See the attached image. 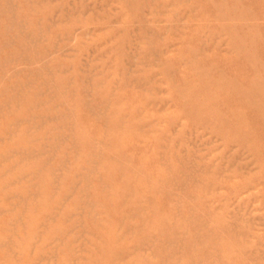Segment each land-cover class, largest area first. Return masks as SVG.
<instances>
[{
    "label": "rangeland",
    "instance_id": "rangeland-1",
    "mask_svg": "<svg viewBox=\"0 0 264 264\" xmlns=\"http://www.w3.org/2000/svg\"><path fill=\"white\" fill-rule=\"evenodd\" d=\"M139 1H143L142 4L146 5L144 6L140 4L141 2ZM130 2L129 0L128 2L127 0H7L6 2L5 0H0V76H5L3 77V80H1L2 78L0 79V89L3 88V91L0 90L2 92V94L0 92V129L2 128V130H0V264H46L47 262V264H72V262L73 264H128L130 260L131 262L129 264H264V0H130ZM13 3H15L16 5ZM53 3H55L56 5ZM22 4L24 5L22 6ZM82 6H84V9L82 8ZM125 6H129V8H125ZM32 8L35 9L33 10ZM119 9H121V11ZM2 10L4 12H2ZM25 10H28L30 13L26 12ZM128 10H131L130 13ZM85 12L87 15L85 14ZM155 12L156 15L154 14ZM83 14H85L86 17ZM131 14L132 16H130ZM136 14L139 18H137ZM139 14H142V19ZM30 15H32L33 17L35 16V18ZM88 16L90 18H88ZM120 16L122 20L120 19ZM109 17L111 18V20ZM69 19H71V21H74L68 22ZM88 19H92V21L89 22ZM11 20L14 23L10 22ZM63 20H66L65 22L67 24L70 22L72 24H69L67 26L66 23L63 24ZM78 20H83V22L80 23ZM125 20L128 21L126 22ZM132 20L133 23L131 22ZM102 21H106V25H104V22L102 23ZM117 21H120L121 24L119 22L116 23ZM123 21L125 23H123ZM94 22H96V25L94 24ZM135 23H137V25ZM11 24L12 26H10ZM56 24L58 26H56ZM77 24L80 26L79 28L76 26ZM22 25H24L25 27H21ZM38 25L40 27H38ZM119 25L123 26L119 27ZM100 27H104V30ZM137 27L139 28L137 29ZM8 28L11 29L8 30ZM59 29L64 31H61ZM77 29L82 30V34H79L80 30L78 31ZM20 30H22V33L20 32ZM117 30L119 33L117 32ZM60 31L62 33L59 34ZM73 32H75V34ZM84 32H86L88 35L86 33L83 34ZM51 33H53V35ZM75 35L77 36L74 37ZM114 35H118L119 37H116ZM140 35L142 37H140ZM31 38H33L32 40H34L35 38V40L31 42ZM80 38L83 40H81ZM77 40H79L80 42ZM71 41L73 42L71 43ZM150 41H153L151 42V45L149 43ZM144 42L147 44H145ZM55 43L56 47H54ZM66 43H68L67 46ZM110 43L112 44L110 45ZM159 43L162 44L160 45ZM76 44L78 46L75 47ZM112 45L114 46V48L112 47ZM129 46L131 48H129ZM61 47L64 48V51L63 49H61ZM143 48L145 49V51H142ZM4 49H9L10 52L8 51L7 53V50L5 51ZM75 49L77 51L79 49L80 52L78 51V53L77 51H75ZM85 50H89L88 53ZM122 50H124L123 54H121ZM83 51H85V53ZM109 51H111V53ZM114 51L116 52L113 53ZM140 51H142L143 53ZM48 52L53 54H49L48 57ZM71 53H74V55ZM141 53L143 55H141ZM23 54L27 57H25ZM86 54H90V56H87ZM21 56L23 58H21ZM68 56L69 58L67 59ZM140 56L143 58H141ZM32 57L34 59H32ZM73 57L77 58L73 59ZM98 58L102 59L99 60ZM123 58H125L126 61ZM60 59H63L64 61ZM121 59L123 60L121 61ZM75 60L77 61V63L75 62ZM96 60H99V62L94 64ZM158 60H160L161 62ZM37 61L40 63H38ZM45 61L47 63H45ZM59 61L61 62L60 64ZM15 62L16 64L14 66ZM35 62H37L38 65H34L33 63ZM116 62L120 63L116 64ZM186 62L189 63L187 64ZM20 64H24V67ZM73 64H77L76 67ZM70 66L72 68H69ZM91 66L92 71L91 69L89 70ZM39 67L42 69H40ZM13 68L16 71L18 68L21 70L15 72ZM159 68L162 70V72L161 70H159ZM10 69L11 71H8ZM109 69L113 70L110 71ZM147 69L149 70L147 71ZM74 70L79 71L76 72ZM71 71L74 73L72 74ZM14 72L17 73L16 76ZM36 72L38 73L35 75ZM26 73L28 74L26 75ZM157 73H159L160 75ZM57 74L60 75V77H58ZM161 74H163L162 77ZM33 76H36V79ZM56 76L59 79L61 78V81ZM71 76L72 78L70 79ZM6 77L9 78L7 79ZM17 77L19 79H17ZM134 77L137 78L135 79ZM49 78H51L52 80ZM160 79H162V81H160ZM15 80L17 85L14 83ZM116 80L125 81L119 82ZM5 81L7 86L6 84H4ZM21 82H25V85ZM89 82H92V85ZM103 83L105 87H103ZM118 83H121V88ZM46 84L48 88H46ZM123 84L124 86H126L125 88ZM100 85L101 88L104 89H100L99 91ZM149 85H151V87ZM145 87L148 89H146ZM118 88L119 90L121 89V92L118 91ZM128 88L133 89V93ZM105 90L106 92L104 93ZM31 91H33V93ZM122 92L125 94H123ZM97 97H99V99L96 100ZM110 98L112 100H109ZM31 100L33 101V103ZM67 100L71 101L68 102ZM73 100L75 102H72ZM117 100L120 101L118 102L119 105L117 103ZM16 101H18V103L21 102V104H18ZM39 101H41V104ZM111 101L114 106L110 104ZM107 102L109 103L107 104ZM7 103L9 106L7 105ZM116 103L117 105L115 106ZM105 104H107L108 106H105ZM81 106L82 109H80ZM110 106L112 108L114 107V109H112ZM119 106L122 107V110H120L121 108H119ZM116 107L118 110L116 109ZM54 108H56V110ZM73 108H76L75 111ZM103 109L105 110V114ZM182 109L184 110V112ZM35 110L37 111L34 113ZM62 110H64V113L62 112ZM99 111H101V113L103 112V114H101ZM60 112H62V114ZM71 112H73L75 117ZM111 112L113 113V115H115V118ZM19 113L22 114L19 115ZM66 113L69 116H67ZM109 113L110 116L108 117ZM120 113L121 115H118ZM38 114L41 115V117H39ZM9 116L11 118L13 117V119L11 120ZM139 116L143 123L141 121H138L140 120ZM32 117L34 118L32 119ZM137 117L138 120H136ZM26 118L28 119V122L26 121ZM106 118L111 120V123L109 120L107 121ZM133 118L135 119L133 120ZM38 119H42L40 123H38ZM75 119L77 120L75 121ZM147 119L148 121H145ZM43 120L45 121L43 122ZM32 121H35L36 124ZM41 122H43V124ZM72 122H74V124H72ZM98 122H100L101 124ZM124 122H128L130 124H124ZM133 122H135V124ZM137 122H139V125L137 124ZM102 123L105 124L103 125ZM148 123L150 124L148 125ZM32 125L37 126L34 129V126L31 127ZM26 126L28 127L26 128ZM74 126L76 128L73 129ZM139 126L140 129H138ZM110 127L116 128L115 130L117 131H115L114 129L113 131ZM94 128L97 129L98 132ZM103 128L105 132L104 130H102ZM75 129L77 132L74 131ZM82 130L84 132H82ZM107 130L109 132H107ZM27 133H32L33 136L31 134L28 135ZM35 134H37L39 137L41 135L44 136H41V138L37 139L38 137ZM61 134H63L64 136ZM75 134L77 136L76 138ZM137 134L140 135L138 136ZM49 135L50 138H48ZM30 136H32L33 138ZM72 136L74 138H72ZM109 136L111 137V139L113 136L112 142L111 140L109 141ZM115 137L118 139H116ZM137 137H140V139ZM34 138L36 139L34 140ZM101 139L103 142L101 141ZM75 140L78 142H76ZM124 140L125 142H127L125 143ZM48 141L50 142V145L48 144ZM52 141H55L58 146L55 144V142L53 143ZM158 141H160L162 144H160V142ZM112 143H116L117 146L115 144L113 145ZM106 145H108L109 147H106ZM43 146L44 149H42ZM52 146L54 148H58L53 150L54 148ZM85 146L87 149L84 148ZM114 146L116 147L114 148ZM104 147L107 148V150H104ZM82 148H84L83 153ZM108 149L112 150L109 151ZM29 150L34 151L29 152ZM64 150L67 151H65L67 154H65ZM85 150L89 151L86 152ZM90 150L92 151V153L90 152ZM43 151L45 152L43 153ZM76 151L78 153H82V155L80 154L82 157ZM97 151L98 153L101 152L99 154V157L97 156ZM113 151H116L119 155L121 153L124 156L122 155L120 159V157ZM24 152H28L29 155L28 153ZM126 153L128 155H126ZM164 153H166L167 156ZM109 154L112 156H110ZM168 155H170V157ZM49 156L51 157L50 159L48 158ZM75 156L76 158L74 159ZM77 156H79V158H77ZM177 156L178 158H176ZM106 158L108 159V162ZM109 158L110 163L114 162L113 165L115 169L111 168L113 167V165L109 163ZM122 158H124L125 161L122 160ZM131 158H135V160H131ZM68 159H70L71 161ZM103 159H105V162H107L106 164ZM129 159L130 161H128ZM24 161L29 162L28 164H25ZM45 161H47V163ZM75 161L77 162L75 163ZM100 161L104 162L105 167L103 166L104 164ZM121 161L124 163L126 162V164L120 163ZM131 161H133V163H131ZM72 163L74 164V166H71L73 165ZM95 164L96 166H93ZM99 164L101 167H99ZM107 164H110V167ZM123 164L125 165L124 167L122 166ZM79 165H81V167H77ZM175 165L178 167L175 168ZM61 166L62 168H60ZM127 166L129 167V171L126 170L128 169ZM31 168L32 170H30ZM102 168L104 169L103 171L100 170ZM140 168L141 172L139 171V173L138 170ZM107 169L110 173H107L106 175L110 174L113 177H110V175L107 176L108 178L106 177L104 173H106ZM130 169L132 171L134 169L135 170L134 172L129 173L131 171ZM143 169L146 172H144ZM61 170L65 171V175L64 173H61L63 172ZM86 170H88V172ZM18 171L21 172V174H19ZM124 171H127L128 174H133L134 176L128 175V177L127 174H125L127 172ZM169 172L174 173L171 174ZM23 173H26L27 175H24ZM82 173L86 174V177H83L84 175ZM95 173L97 174L95 175ZM33 174H35L33 176L34 178L31 176ZM21 175H23L24 177H20ZM103 175H105V177H103ZM119 175H121V177ZM135 177H137V179ZM83 178H86L87 181ZM39 179H43V181H36ZM46 179H48V184L46 182ZM53 179L55 182H53ZM122 179L124 182L122 181ZM135 179L137 182L134 181ZM60 180H62V182H60ZM112 180H114L115 183ZM185 180L187 181L185 182ZM34 181L39 185L35 184ZM32 182L34 185L32 184ZM76 182L78 184H76ZM87 182H89V184ZM112 182L114 183L113 185L116 184V187L111 184ZM66 183H68V185ZM54 184L56 185V188ZM132 184L133 186H137L132 187ZM147 184L150 186V188ZM43 187L45 189H43ZM112 187H114V189H112ZM124 187H127L126 190ZM47 189L49 190L46 191ZM54 189L56 191H54ZM58 189L59 193H56ZM132 189H134L133 194ZM61 190L64 192V194ZM97 190L99 191L98 193L96 192ZM85 191L88 193L89 197L87 193H85ZM108 192H110L111 195ZM70 193H72V195ZM18 194H20L21 196ZM137 194L138 196H136ZM96 195L100 198H97ZM125 195L127 196L126 199H128V196L130 195L129 197H131L132 199L134 197V200L138 202L136 203V201L132 200L131 198H129L131 199V201H125ZM8 196L9 198H6ZM31 196H36L37 198L35 197L34 199H32ZM39 196L42 197L40 198ZM53 196L55 198L51 199L53 198ZM111 196L113 199L111 198ZM151 196L153 197L151 198ZM61 197H63V199H61ZM80 197L81 199L79 200ZM137 197H140V199ZM38 198H40V202L37 200ZM172 198L173 200H171ZM86 199L88 200L86 201ZM25 200L26 203L29 204H25ZM61 200H65L66 202H62ZM103 200L106 202L107 206H105L106 204ZM114 201L115 204H117L114 205L117 207L113 206ZM15 202L17 204H15ZM68 202L70 203L67 204ZM87 204H89V206ZM93 204L98 205H94L95 207H92L91 205ZM101 204L104 207H102ZM76 205L78 208L76 207ZM53 206H55V208ZM72 206H74L75 208ZM112 206L115 208L113 209ZM46 207H48L49 210H47L48 208ZM107 207H109V209H107ZM121 207L123 208L122 210ZM81 208L83 211L81 210ZM90 208L94 210H91ZM135 210H138V212ZM94 211H96L98 214L96 212L95 213L100 216L97 217L96 215H94ZM103 211H107L108 215ZM130 212L134 213H132L131 215ZM70 213L72 214V217ZM125 214H127L126 216H128L129 214L131 216L129 215V217H126ZM147 214H149L150 216H148ZM49 217L51 218V222ZM60 218L63 222L60 220ZM100 218H102L103 220L104 218H106V221L111 218V221L109 220L111 223L108 225L110 231L109 229H107L108 232L105 233L108 222L105 223ZM31 221L34 224H32ZM162 221L165 224H163ZM60 222L64 225V227ZM99 222L104 223V227L103 224H100ZM28 223L32 224V227L29 226L30 224L28 225ZM79 223H81V225ZM142 223L145 224L143 225V227L145 228L141 227ZM148 223L152 225H148ZM77 224L79 225L77 226ZM100 225L103 228H101ZM174 225L177 227H175ZM17 226L19 228H17ZM146 226L148 227L146 228ZM201 227H203V230L201 229ZM71 228H73V230ZM139 228H143V230L140 229L138 231ZM150 228L152 229L151 231ZM156 229L159 230L155 231ZM18 230L20 231L18 232ZM161 230L163 231V233H161ZM166 230H168V232ZM44 231L45 233H43ZM97 231L101 232L102 236L100 235V233H97ZM70 232L71 234H74L73 237L69 234ZM39 233H41L40 237ZM122 233L124 236L122 235ZM125 233L127 236L125 235ZM129 234L131 235L129 236ZM149 234L151 235L149 236ZM33 235L34 238L32 239L31 237H33ZM109 235L111 238L108 237ZM162 235L164 236V238H162ZM48 236L50 239L48 238ZM115 236L116 238H114ZM83 237L87 238L88 240ZM90 237L92 238V241ZM104 237L107 239V241H109H105V239H103ZM47 238L48 240H46ZM57 238L61 240V242H59ZM38 239L41 240V243H39ZM130 239H132L131 242ZM44 240H46V242ZM51 240L53 241L50 242ZM103 240L107 242L108 245ZM122 240L126 242H123ZM158 240L160 242L159 244ZM164 240L165 243L163 242ZM88 241H90L91 243H89ZM120 242H122L123 245ZM155 242L157 244H155ZM54 243L55 246H52L54 245ZM96 243H98L101 247ZM20 244H22V247L20 246ZM124 244L126 246H124ZM120 245L124 248H121ZM169 245L171 249L169 248ZM118 246L120 249L118 248ZM48 247L50 249H48ZM136 247H138L137 250L134 249ZM27 250L28 252L26 253ZM127 252H129V254L131 253V255H128ZM153 252L155 253V255ZM135 253L137 254V256ZM51 255L53 256V258ZM41 256L44 259H42ZM83 256L86 259H84ZM49 258L53 259V263L52 259L50 260ZM107 258H109L108 261ZM64 259L66 263H64ZM105 260L108 263H106Z\"/></svg>",
    "mask_w": 264,
    "mask_h": 264
},
{
    "label": "bare ground",
    "instance_id": "bare-ground-1",
    "mask_svg": "<svg viewBox=\"0 0 264 264\" xmlns=\"http://www.w3.org/2000/svg\"><path fill=\"white\" fill-rule=\"evenodd\" d=\"M6 1H7V0H5V2H6ZM32 1H34V0H32ZM35 1H36V0H35ZM40 1H41V0H40ZM47 1H48V0H47ZM71 1H72V0H71ZM108 1H109V0H108ZM123 1H124V0H123ZM179 1H180V0H179ZM20 2H21V1H20ZM127 2H128V0H127ZM129 2H130V0H129ZM139 2H141L140 4L143 3V1H139ZM144 2H145V1H144ZM9 3H10V2H9ZM21 3H22V2H21ZM36 3H37V2H36ZM42 3H44V2H42ZM42 3H41V4H42ZM55 3H56V2H55ZM55 3H53V4H55ZM130 3H131V2H130ZM13 4H15V3H13ZM41 4H40V5H41ZM48 4H49V3H48ZM53 4H52V5H53ZM60 4H62V3H60ZM104 4H105V3H104ZM106 4H107V3H106ZM117 4H118V3H117ZM126 4H127V3H126ZM157 4H158V3H157ZM179 4H180V3H179ZM4 5H5V3H4ZM15 5H16V4H15ZM23 5H24V4H22V6H23ZM30 5H31V4H30ZM55 5H56V4H55ZM91 5H92V4H91ZM107 5H108V4H107ZM118 5H119V4H118ZM142 5L145 6L146 4H142ZM43 6H46V5H43ZM43 6H42V7H43ZM47 6H48V5H47ZM105 6H106V5H105ZM129 6H130V5H129ZM129 6H128V7L125 6V8H129ZM134 6H135V5H134ZM134 6H133V7H134ZM136 6H137V4H136ZM157 6H158V5H157ZM3 7H4V6H3ZM19 7H20V6H19ZM24 7H25V6H24ZM24 7H23V8H24ZM51 7H52V6H51ZM53 7H54V6H53ZM83 7H84V6H82V8H83ZM88 7H89V6H88ZM91 7H93V6H91ZM101 7H102V6H101ZM133 7H132V9H133ZM140 7H141V6H140ZM43 8H44V7H43ZM1 9H2V8H1ZM3 9H4V8H3ZM25 9H26V8H25ZM32 9L34 10L35 8H32ZM48 9H49V8H48ZM69 9H70V8H69ZM83 9H84V8H83ZM92 9H93V8H92ZM107 9H108V8H107ZM110 9H112V8H110ZM142 9H144V8H142ZM142 9H141V10H142ZM5 10H8V9H5ZM15 10H16V7H15ZM44 10H45V9H44ZM87 10H88V9H87ZM119 10L121 11V9H119ZM134 10H135V9H134ZM139 10H140V8H139ZM25 11H26V10H25ZM84 11H85V10H84ZM108 11H109V10H108ZM128 11H129V10H128ZM130 11H131V10H130ZM130 11H129V13H130ZM2 12H4V11L2 10ZM26 12H29V11L27 10ZM37 12H38V11H37ZM48 12H49V11H48ZM81 12H82V11H81ZM97 12H99V11H97ZM110 12H111V11H110ZM138 12H139V11H138ZM143 12H144V11H143ZM29 13H30V12H29ZM29 13H28V14H29ZM118 13H119V12H118ZM118 13H116V14H118ZM133 13H134V12H133ZM139 13H140V12H139ZM44 14H45V13H44ZM48 14H49V13H48ZM48 14H46V15H48ZM85 14H86V12H85ZM85 14H83V15L86 17L87 14H86V15H85ZM111 14H113V13H111ZM116 14H115V15H116ZM122 14H123V12H122ZM154 14L156 15V12H155ZM39 15H40V14H39ZM53 15H54V14H53ZM58 15H59V14H58ZM58 15H57V16H58ZM70 15H71V13H70ZM91 15H92V12H91ZM136 15H137V14H136ZM139 15H140V14H139ZM141 15H142V14H141ZM141 15H140V17H141ZM143 15H144V14H143ZM148 15H149V14H148ZM12 16H13V15H12ZM28 16H29V15H28ZM30 16H32V15H30ZM77 16H78V15H77ZM81 16H82V15H81ZM84 16H83V17H84ZM89 16H90V15H89ZM89 16H88V18L91 17V16H90V17H89ZM117 16H118V15H117ZM130 16H132V14H131ZM32 17H33V16H32ZM43 17H45V16H43ZM68 17H69V16H68ZM74 17H75V16H74ZM78 17H79V16H78ZM123 17H124V16H123ZM1 18H2V17H1ZM33 18H35V16H34ZM81 18H82V17H81ZM104 18H106V17H104ZM109 18H110V17H109ZM137 18H139L138 15H137ZM3 19H4V18H3ZM73 19H74V18H73ZM84 19H85V18H84ZM120 19H121V16H120ZM141 19H142V17H141ZM147 19H148V18H147ZM21 20H22V19H21ZM43 20H44V19H43ZM110 20H111V18H110ZM121 20H122V19H121ZM133 20H134V19H133ZM133 20L131 21L132 23H133ZM139 20H140V19H139ZM38 21H39V20H38ZM56 21H57V20H56ZM60 21H61V20H60ZM63 21H64V20H63ZM65 21H66V20H65ZM65 21L63 22V24L66 23ZM69 21H71V19H69L68 22H69ZM73 21H74V20H72L71 22H73ZM78 21H79L80 23L83 22V20H82V21L78 20ZM88 21L91 22L92 19H90V20L88 19ZM88 21H87V23H88ZM125 21L127 22L128 20H125ZM150 21H151V20H150ZM10 22H13V21L11 20ZM71 22L68 23V24L66 23L67 26H68L69 24H72ZM85 22H86V21H85ZM85 22H84V23H85ZM103 22H104V21H102V23H103ZM105 22H106V21H105ZM105 22H104V25H106ZM118 22L120 23V21H117L116 23H118ZM129 22H130V21H129ZM13 23H14V22H13ZM17 23H18V21H17ZM25 23H26V22H25ZM38 23H39V22H38ZM84 23H83V24H84ZM123 23H125V22L123 21ZM137 23H138V22H137ZM137 23H135V24L137 25ZM139 23H140V22H139ZM4 24H5V23H4ZM21 24H22V23H21ZM21 24H20V25H21ZM44 24H45V23H44ZM53 24H54V23H53ZM57 24H58V23H57ZM57 24H56V26H58ZM61 24H62V23H61ZM74 24H75V23H74ZM90 24H91V23H90ZM94 24L96 25V22H94ZM107 24H108V23H107ZM109 24H110V23H109ZM120 24H121V23H120ZM130 24H131V23H130ZM163 24H164V23H163ZM7 25H8V24H7ZM7 25H6V26H7ZM59 25H60V23H59ZM85 25H86V24H85ZM92 25H93V24H92ZM101 25H103V24H101ZM150 25H151V24H150ZM6 26H5V28H6ZM10 26H12V24H11ZM15 26H17V25H15ZM23 26H24V25H22L21 27H23ZM48 26H49V25H48ZM61 26H62V25H61ZM76 26H77L78 28L80 27L78 24H77ZM76 26H75V27H76ZM120 26H123V25H119V27H120ZM24 27H25V26H24ZM38 27H40V26L38 25ZM75 27H73V28H75ZM77 27H76V28H77ZM89 27H90V26H89ZM89 27H88V28H89ZM105 27H106V26H105ZM108 27H109V26H108ZM167 27H168V26H167ZM48 28H49V27H48ZM48 28H47V29H48ZM59 28H62V27H59ZM73 28H72V29H73ZM98 28H99V27H98ZM100 28H103V30H104V27H100ZM110 28H112V27H110ZM133 28H135V27H133ZM138 28H139V27H137V29H138ZM172 28H174V27H172ZM0 29H1V28H0ZM10 29H11V28H10ZM10 29L8 28V30H10ZM90 29H91V28H90ZM95 29H96V28H95ZM115 29H116V28H115ZM117 29H118V28H117ZM141 29H142V28H141ZM6 30H7V28H6ZM23 30H24V29H23ZM39 30H40V29H39ZM41 30H43V29H41ZM59 30H61V29H59ZM77 30L79 31L80 29H77ZM77 30H76V31H77ZM108 30H109V29H108ZM111 30H112V29H111ZM119 30H120V29H119ZM147 30H148V29H147ZM33 31H34V30H33ZM56 31H57V30H56ZM61 31H64V30H61ZM61 31L59 32V34L62 33ZM68 31H69V30H68ZM76 31H75V32H76ZM78 31H77V32H78ZM81 31H82V30H80L79 34H82ZM95 31H96V30H95ZM100 31H101V30H100ZM109 31H110V30H109ZM121 31H122V30H121ZM5 32H6V31H5ZM20 32L22 33V30H20ZM26 32H27V31H26ZM53 32H54V31H53ZM75 32H73V33L75 34ZM104 32H105V31H104ZM106 32H107V31H106ZM114 32H115V31H114ZM117 32H118V30H117ZM143 32H144V31H143ZM28 33H29V31H28ZM28 33H27V34H28ZM54 33H55V32H54ZM85 33H86V32H84L83 34H85ZM93 33H94V30H93ZM93 33H92V34H93ZM98 33H99V31H98ZM98 33H97V34H98ZM118 33H119V32H118ZM156 33H157V31H156ZM156 33H155V34H156ZM180 33H181V32H180ZM15 34H16V33H15ZM51 34L53 35V33H51ZM65 34H66V32H65ZM79 34H77V35H79ZM86 34H87V33H86ZM115 34H117V33H115ZM39 35H40V34H39ZM62 35H63V34H62ZM77 35H75L74 37H76ZM87 35H88V34H87ZM57 36H58V35H57ZM83 36H84V35H83ZM93 36H94V35H93ZM111 36H112V35H111ZM111 36H109V37H111ZM114 36H116V35H114ZM147 36H148V35H147ZM15 37H16V36H15ZM30 37H31V36H30ZM33 37H34V36H33ZM39 37H41V36H39ZM39 37H38V38H39ZM67 37H68V36H67ZM74 37H73V38H74ZM79 37H80V36H79ZM91 37H92V36H91ZM94 37H95V36H94ZM116 37H119V36L117 35ZM140 37H142V36L140 35ZM43 38H44V37H43ZM63 38H64V37H63ZM73 38H70V39H73ZM87 38H89V37H87ZM123 38H124V37H123ZM125 38H126V37H125ZM18 39H19V38H18ZM32 39H33V38H31V42L35 40V38H34V40H32ZM44 39H45V38H44ZM50 39H51V38H50ZM50 39H49V40H50ZM60 39H61V38H60ZM77 39H78V38H77ZM80 39H81V38H80ZM80 39H79V40H80ZM102 39H104V38H102ZM38 40H39V39H38ZM51 40H52V39H51ZM51 40H50V41H51ZM58 40H59V37H58ZM74 40H75V39H74ZM74 40H73V41H74ZM79 40H77V41H79ZM81 40H83V39H81ZM84 40H85V38H84ZM88 40H89V39H88ZM14 41H15V40H14ZM21 41H22V40H21ZM73 41H71V43H72ZM75 41H76V40H75ZM86 41H87V40H86ZM107 41H108V40H107ZM139 41H140V40H139ZM141 41H142V40H141ZM10 42H12V41H10ZM31 42H30V44H31ZM79 42H80V41H79ZM79 42H78V43H79ZM87 42H88V41H87ZM96 42H97V41H96ZM117 42H118V41H117ZM117 42H116V43H117ZM151 42H153V41H150V42H149L150 45H151ZM8 43H9V42H8ZM34 43H35V42H34ZM34 43H33V44H34ZM56 43H57V42H56ZM56 43H55V46H54V47H56ZM75 43H76V42H75ZM78 43H77V44H78ZM100 43H101V40H100ZM100 43H99V44H100ZM112 43H113V42H112ZM112 43H110V45H111ZM118 43H119V42H118ZM138 43H139V42H138ZM138 43H137V45H138ZM144 43H145V42H144ZM162 43H163V42H162ZM162 43H161V44H162ZM46 44H49V43H46ZM67 44H68V43H66V46H67ZM77 44L75 45V47L78 46ZM79 44H80V43H79ZM85 44H86V43H85ZM97 44H98V43H97ZM125 44H126V43H125ZM133 44H136V43H133ZM139 44H140V43H139ZM145 44H147V43H145ZM156 44H157V42H156ZM159 44H160V43H159ZM161 44H160V45H161ZM4 45H5V44H4ZM80 45H81V44H80ZM91 45H92V44H91ZM123 45H124V44H123ZM142 45H143V43H142ZM142 45H140V46H142ZM6 46H7V44H6ZM164 46H166V45H164ZM164 46H163V47H164ZM0 47H1V46H0ZM29 47H30V46H29ZM37 47H38V46H37ZM44 47H46V46H44ZM64 47H65V46H64ZM87 47H89V46H87ZM94 47H95V46H94ZM103 47H104V46H103ZM112 47L114 48L113 45H112ZM119 47H120V46H119ZM147 47H148V46H147ZM23 48H24V47H23ZM34 48H35V47H34ZM90 48H91V47H90ZM106 48H107V46H106ZM110 48H111V47H110ZM110 48H109V49H110ZM129 48H131V47L129 46ZM140 48H141V47H140ZM25 49H26V48H25ZM61 49H63V51H64V48L61 47ZM61 49H60V50H61ZM67 49H68V48H67ZM69 49H71V48H69ZM101 49H102V48H101ZM101 49H100V51H101ZM121 49H122V47H121ZM133 49H136V48H133ZM164 49H165V48H164ZM167 49H168V48H167ZM4 50L6 51L7 49H4ZM13 50H16V49H13ZM54 50H55V49H54ZM60 50H59V51H60ZM65 50H66V49H65ZM72 50H73V49H72ZM90 50H91V49H90ZM112 50H113V49H112ZM8 51H9V49L7 50V53H8ZM31 51H32V50H31ZM35 51H36V50H35ZM52 51H53V50H52ZM75 51H77V50L75 49ZM78 51H79V49H78ZM78 51H77V52H78ZM85 51H86V50H85ZM85 51H83V52L85 53ZM88 51H89V50H87L86 52L88 53ZM102 51H103V50H102ZM117 51H118V49H117ZM123 51H124V50H122V53H121V54H123ZM142 51H145V49L143 48ZM142 51H140V52H142ZM9 52H10V51H9ZM12 52H13V51H12ZM54 52H55V51H54ZM57 52H58V51H57ZM61 52H62V51H61ZM79 52H80V51H79ZM79 52H78V53H79ZM97 52H98V51H97ZM103 52H104V51H103ZM109 52L111 53V51H109ZM115 52H116V51H114L113 53H115ZM138 52H139V51H138ZM64 53H65V52H64ZM67 53H68V52H67ZM69 53H70V52H69ZM142 53H143V52H142ZM142 53H141V55H143ZM35 54H36V53H35ZM49 54H53V53H49V52H48V57H49ZM71 54L74 55V53H71ZM116 54H118V53H116ZM138 54H140V53H138ZM20 55H21V53H20ZM23 55H24V54H23ZM26 55H27V54H26ZM82 55H83V54H82ZM86 55H87V54H86ZM110 55H111V54H110ZM128 55H129V54H128ZM1 56H3V55H1ZM7 56H8V55H7ZM24 56H25V55H24ZM66 56H67V54H66ZM70 56H71V55H70ZM87 56H90V54L87 55ZM105 56H106V55H105ZM105 56H104V57H105ZM108 56H109V55H108ZM111 56H112V55H111ZM149 56H150V55H149ZM158 56H159V55H158ZM161 56H162V55H161ZM19 57H20V56H19ZM25 57H27V56H25ZM30 57H31V56H30ZM48 57H46V58H48ZM52 57H53V56H52ZM123 57H124V56H123ZM140 57H141V56H140ZM162 57H163V56H162ZM6 58H7V57H6ZM6 58H5V60H6ZM11 58H12V57H11ZM11 58H10V60H11ZM21 58H23V57L21 56ZM21 58H20V59H21ZM41 58H42V57H41ZM68 58H69V56L67 57V59H68ZM74 58H77V57H73V59H74ZM96 58H97V57H96ZM107 58H108V57H107ZM111 58H112V57H111ZM121 58H122V55H121ZM136 58H137V57H136ZM141 58H143V57H141ZM164 58H165V57H164ZM2 59H3V57H2ZM12 59H13V58H12ZM14 59H15V58H14ZM28 59H29V58H28ZM32 59H34V58L32 57ZM58 59H59V58H58ZM81 59H82V58H81ZM98 59H99V58H98ZM101 59H102V58H100L99 60H101ZM123 59L126 61L125 58H123ZM123 59H121V61H122ZM147 59H148V58H147ZM151 59H152V58H151ZM158 59H159V58H158ZM5 60H4V61H5ZM35 60H36V59H35ZM39 60H40V59H39ZM60 60H63V59H60ZM84 60H85V59H84ZM88 60H89V59H88ZM99 60H98V61L96 60V62H94V64H95V63H98ZM103 60H105V59H103ZM114 60H115V58H114ZM114 60H113V61H114ZM0 61H1V60H0ZM18 61H19V59H18ZM20 61H21V60H20ZM42 61H43V60H42ZM63 61H64V60H63ZM71 61H73V60H71ZM71 61H70V62H71ZM105 61H107V60H105ZM121 61H120V62H121ZM146 61H147V60H146ZM158 61H160V60H158ZM6 62H7V61H6ZM37 62H38V61H37ZM37 62H35V63H33V64H34V65H35V64L38 65V63H40V62H38V63H37ZM70 62H69V63H70ZM75 62L77 63L76 60H75ZM108 62H109V61H108ZM120 62H119V63H120ZM160 62H161V61H160ZM195 62H196V61H195ZM45 63H47V62L45 61ZM60 63H61V62L59 61V64H60ZM73 63H74V62H73ZM86 63H87V62H86ZM114 63H115V62H114ZM119 63L116 62V64H119ZM125 63H126V62H125ZM127 63H128V62H127ZM149 63H150V62H149ZM152 63H153V62H152ZM186 63H187V62H186ZM188 63H189V62H188ZM188 63H187V64H188ZM1 64H2V62H1ZM15 64H16V62L14 63V66H15ZM55 64H56V63H55ZM55 64H54V65H55ZM71 64H72V63H71ZM87 64H88V63H87ZM87 64H86V65H87ZM100 64H101V63H100ZM132 64H133V63H132ZM150 64H151V63H150ZM158 64H159V63H158ZM20 65L23 66L24 64H20ZM20 65H19V66H20ZM25 65H27V64H25ZM29 65H30V64H29ZM31 65H32V64H31ZM73 65L76 67L77 64H76V65L73 64ZM147 65H148V64H147ZM154 65H155V64H154ZM154 65H153V66H154ZM171 65H172V64H171ZM40 66H41V65H40ZM43 66H44V65H43ZM66 66H67V65H66ZM74 66H73V67H74ZM113 66H114V65H113ZM150 66H152V65H150ZM177 66H178V65H177ZM23 67H24V66H23ZM23 67H22V68H23ZM48 67H49V66H48ZM48 67H47V70H48ZM101 67H102V66H101ZM14 68H15V67H14ZM14 68H13V69H14ZM16 68H17V67H16ZM39 68H40V67H39ZM69 68H72V67L70 66ZM91 68H92V66L89 68V70H90ZM125 68H126V67H125ZM18 69H19V68H18ZM18 69H17V71H20V70H21V69H19V70H18ZM40 69H42V68H40ZM58 69H59V68H58ZM73 69H74V68H73ZM79 69H80V68H79ZM137 69H138V68H137ZM137 69H136V70H137ZM142 69H143V68H142ZM14 70H15V69H14ZM28 70H29V69H28ZM34 70H35V69H34ZM67 70H68V69H67ZM85 70H87V69H85ZM89 70H88V71H89ZM106 70H107V69H106ZM109 70H110V69H109ZM112 70H113V69H112ZM112 70H110V71H112ZM119 70H120V69H119ZM138 70H139V69H138ZM138 70H137V71H138ZM148 70H149V69H147V71H148ZM154 70H155V69H154ZM159 70H161V69L159 68ZM8 71H11V69L8 70ZM17 71L15 70V72H17ZM37 71H38V70H37ZM50 71H51V70H50ZM61 71H63V70H61ZM72 71H73V70H72ZM72 71H71V72H72ZM74 71L78 72L79 70H74ZM91 71H92V69H91ZM96 71H97V70H96ZM110 71H109V72H110ZM167 71H168V70H167ZM170 71H171V70H170ZM170 71H169V72H170ZM1 72H2V71H1ZM6 72H7V71H6ZM15 72H14V73H15ZM28 72H29V71H28ZM48 72H49V71H48ZM54 72H55V71H54ZM59 72H60V71H59ZM89 72H90V71H89ZM97 72H98V71H97ZM158 72H159V71H158ZM161 72H162V70H161ZM172 72H173V71H172ZM3 73H4V71H3ZM37 73H38V72H36L35 75H36ZM73 73H74V72H72V74H73ZM90 73H91V72H90ZM147 73H148V72H147ZM159 73H160V72H159ZM159 73H157V74H159ZM6 74H7V73H6ZM6 74H5V75H6ZM8 74H9V73H8ZM12 74H13V73H12ZM16 74H17V73H15V76H16ZM27 74H28V73H26V75H27ZM32 74H33V73H32ZM40 74H41V73H40ZM46 74H47V73H46ZM51 74H52V73H51ZM100 74H101V73H100ZM120 74H121V73H120ZM120 74H119V75H120ZM155 74H156V73H155ZM155 74H154V75H155ZM0 75H1V74H0ZM26 75H24V76H26ZM57 75H58V74H57ZM75 75H76V74H75ZM94 75H95V74H94ZM119 75H116V76H119ZM159 75H160V74H159ZM162 75H163V74H161V77H162ZM2 76H3V75H2ZM9 76H10V75H9ZM66 76H67V75H66ZM108 76H110V75H108ZM3 77H5V76H3ZM3 77L0 76V79L2 78L1 80H3ZM33 77H34V76H33ZM56 77H57V76H56ZM58 77H60V75H58ZM58 77H57V78H58ZM75 77H76V76H75ZM87 77H88V76H87ZM98 77H99V76H98ZM151 77H152V76H151ZM161 77H160V78H161ZM6 78H7V77H6ZM8 78H9V77H8ZM8 78H7V79H8ZM24 78H25V77H24ZM34 78L36 79V76H35ZM65 78H66V77H65ZM67 78H68V77H67ZM71 78H72V76L70 77V79H71ZM85 78H86V76H85ZM85 78H84V80H85ZM93 78H94V76H93ZM134 78H135V77H134ZM136 78H137V77H136ZM136 78H135V79H136ZM163 78H165V77H163ZM243 78H244V77H243ZM17 79H19V78L17 77ZM22 79H23V77H22ZM22 79H21V80H22ZM30 79H31V78H30ZM30 79H29V80H30ZM46 79H47V78H46ZM49 79H51V78H49ZM58 79H59V78H58ZM60 79H61V78H60ZM60 79H59V80H60ZM90 79H91V77H90ZM90 79H89V80H90ZM98 79H100V78H98ZM101 79H102V78H101ZM116 79H117V78H116ZM140 79H141V78H140ZM140 79H139V80H140ZM26 80H27V79H26ZM29 80H28V81H29ZM51 80H52V79H51ZM56 80H57V79H56ZM171 80H172V79H171ZM12 81H13V80H12ZM45 81H46V80H45ZM48 81H49V80H48ZM60 81H61V80H60ZM60 81H58V82H60ZM71 81H72V80H71ZM94 81H95V80H94ZM116 81L121 82L122 80H121V81H120V80H116ZM124 81H125V80H123L122 82H124ZM160 81H162V79H160ZM1 82H2V81H1ZM17 82H19V81H17ZM52 82H53V81H52ZM55 82H56V81H55ZM86 82H87V81H86ZM100 82H101V80H100ZM111 82H113V81H111ZM114 82H115V81H114ZM137 82H138V81H137ZM154 82H155V81H154ZM167 82H168V81H167ZM10 83H11V82H10ZM14 83L16 84V80H15ZM14 83H13V85H14ZM21 83H23V82H21ZM24 83H25V82H24ZM24 83H23V84H24ZM26 83H27V82H26ZM63 83H65V82H63ZM71 83H72V82H71ZM89 83H90V82H89ZM91 83H92V82H91ZM91 83H90V84H91ZM104 83H105V82H104ZM104 83H103V85H104ZM134 83H135V82H134ZM149 83H150V82H149ZM169 83H170V82H169ZM169 83H168V84H169ZM4 84H6V81H5ZM53 84H54V83H53ZM68 84H69V83H68ZM77 84H78V83H77ZM114 84H115V83H114ZM120 84H121V83H120ZM120 84L118 83V85H120ZM131 84H132V83H131ZM145 84H146V83H145ZM8 85H9V84H8ZM10 85H11V84H10ZM16 85H17V84H16ZM19 85H20V84H19ZM24 85H25V84H24ZM29 85H30V84H29ZM32 85H33V84H32ZM49 85H50V84H49ZM63 85H64V84H63ZM74 85H75V84H74ZM74 85H73V86H74ZM91 85H92V84H91ZM93 85H94V83H93ZM96 85H98V84H96ZM116 85H117V82H116ZM165 85H166V84H165ZM2 86H3V85H2ZM6 86H7V84H6ZM21 86H22V85H21ZM55 86H56V85H55ZM123 86H124V84H123ZM131 86H132V85H131ZM149 86L151 87V85H149ZM149 86H148V87H149ZM14 87H15V86H14ZM97 87H98V86H97ZM103 87H105V85H104ZM112 87H113V86H112ZM112 87H111V88H112ZM118 87H119V86H118ZM125 87H126V86H124V88H125ZM143 87H144V86H143ZM152 87H153V86H152ZM12 88H13V87H12ZM22 88H23V87H22ZM24 88H25V87H24ZM46 88H48V87H47V84H46ZM56 88H57V87H56ZM78 88H79V86H78ZM91 88H92V87H91ZM91 88H90V90H91ZM108 88H109V87H108ZM108 88H107V89H108ZM120 88H121V85H120ZM132 88H133V86H132ZM145 88H146V87H145ZM145 88H144V89H145ZM158 88H159V87H158ZM161 88H162V87H161ZM190 88H191V87H190ZM2 89H3V88H2ZM2 89H0V90L3 91ZM19 89H20V87H19ZM26 89H27V88H26ZM86 89H87V88H86ZM86 89H85V91H86ZM100 89H102V88H101V85H100L99 91H100ZM103 89H104V88H103ZM103 89H102V90H103ZM128 89H129V88H128ZM133 89H134V88H133ZM133 89H129V90L132 91ZM146 89H148V88H146ZM17 90H18V89H17ZM53 90H54V89H53ZM111 90H112V89H111ZM120 90H121V89H120ZM120 90H119V88H118V91H120ZM124 90H125V89H124ZM134 90H135V89H134ZM163 90H165V89H163ZM1 91H0V92H1ZM10 91H11V89H10ZM42 91H43V90H42ZM42 91H41V92H42ZM116 91H117V90H116ZM147 91H148V90H147ZM147 91H146V93H147ZM4 92H5V91H4ZM17 92H18V91H17ZM31 92L33 93V91H31ZM31 92H30V93H31ZM41 92H40V93H41ZM44 92H45V90H44ZM50 92H51V91H50ZM80 92H81V90H80ZM101 92H103V91H101ZM105 92H106V90L104 91V93H105ZM120 92H121V91H120ZM123 92H124V91H123ZM123 92H122V93H123ZM142 92H143V91H142ZM150 92H151V91H150ZM165 92H166V91H165ZM174 92H175V91H174ZM37 93H38V92H37ZM42 93H43V92H42ZM42 93H41V94H42ZM73 93H74V92H73ZM82 93H83V92H82ZM132 93H133V91H132ZM132 93H131V94H132ZM151 93H152V92H151ZM158 93H159V92H158ZM160 93H161V92H160ZM1 94H2V92H1ZM5 94H6V93H5ZM5 94H4V95H5ZM24 94H25V93H24ZM24 94H23V95H24ZM34 94H35V93H34ZM88 94H89V93H88ZM99 94H100V92H99ZM99 94H97V95H99ZM101 94H102V93H101ZM112 94H113V93H112ZM123 94H125V93H123ZM143 94H144V93H143ZM11 95H12V94H11ZM19 95H21V94H19ZM42 95H43V94H42ZM89 95H90V94H89ZM133 95H136V94H133ZM149 95H150V94H149ZM6 96H7V95H6ZM9 96H10V95H9ZM9 96H8V97H9ZM16 96H17V94H16ZM46 96H47V94H46ZM67 96H68V95H67ZM100 96H101V95H100ZM117 96H118V95H117ZM117 96H116V97H117ZM143 96H144V95H143ZM143 96H142V97H143ZM146 96H147V94H146ZM39 97H40V96H39ZM57 97H58V96H57ZM113 97H115V96H113ZM118 97H119V96H118ZM118 97H117V98H118ZM123 97H124V96H123ZM189 97H190V96H189ZM13 98H14V97H13ZM19 98H20V97H19ZM28 98H29V97H28ZM30 98H31V97H30ZM45 98H46V97H45ZM47 98H48V97H47ZM62 98H63V97H62ZM167 98H168V97H167ZM38 99H39V98H38ZM49 99H50V98H49ZM63 99H64V98H63ZM66 99H67V98H66ZM69 99H70V98H69ZM97 99H99V97H97L96 100H97ZM114 99H115V98H114ZM151 99H152V98H151ZM9 100H10V99H9ZM9 100H8V101H9ZM18 100H19V99H18ZM23 100H24V99H23ZM43 100H44V97H43ZM47 100H48V99H47ZM75 100H76V99H75ZM89 100H90V99H89ZM109 100H112V99L110 98ZM149 100H150V99H149ZM179 100H180V99H179ZM8 101H7V102H8ZM31 101H32V100H31ZM64 101H65V100H64ZM67 101L69 102V101H71V100H67ZM121 101H122V100H121ZM159 101H160V99H159ZM166 101H167V100H166ZM3 102H4V99H3ZM16 102L18 103V101H16ZM37 102H38V101H37ZM39 102H40V104H41V101H39ZM42 102H44V101H42ZM72 102H75V101L73 100ZM87 102H88V100H87ZM87 102H86V103H87ZM118 102H120V101L117 100V103H118ZM180 102H181V101H180ZM1 103H2V102H1ZM28 103H29V102H28ZM28 103H27V104H28ZM32 103H33V101H32ZM77 103H78V102H77ZM100 103H101V102H100ZM100 103H99V104H100ZM108 103H109V102H107V104H108ZM114 103H115V102H114ZM117 103L115 104V106L117 105ZM152 103H153V102H152ZM18 104H21V102L18 103ZM22 104H23V103H22ZM27 104H26V105H27ZM36 104H37V103H36ZM56 104H57V103H56ZM70 104H72V103H70ZM107 104H105V106H106ZM110 104H112V101H111ZM137 104H138V103H137ZM4 105H5V104H4ZM4 105H3V106H4ZM7 105H8V103H7ZM24 105H25V104H24ZM33 105H34V104H33ZM51 105H52V104H51ZM79 105H80V104H79ZM112 105L114 106V104H112ZM118 105H119V103H118ZM138 105H139V104H138ZM145 105H146V104H145ZM8 106H9V105H8ZM49 106H50V105H49ZM49 106H48V107H49ZM71 106H72V105H71ZM71 106H70V107H71ZM107 106H108V105H107ZM133 106H134V105H133ZM152 106H153V105H152ZM23 107H24V106H23ZM31 107H32V106H31ZM66 107H67V106H66ZM101 107H102V106H101ZM101 107H100V108H101ZM110 107H111V106H110ZM139 107H140V106H139ZM148 107H150V106H148ZM26 108H27V107H26ZM62 108H63V107H62ZM100 108H99V110H100ZM106 108H108V107H106ZM111 108H112V107H111ZM111 108H110V109H111ZM119 108H121L120 110H122V107H121V106H119ZM142 108H143V107H142ZM27 109H28V108H27ZM54 109L56 110V108H54ZM54 109H53V110H54ZM67 109H68V108H67ZM73 109H74V111H75L76 108H73ZM80 109H82V106H81ZM112 109H114V107H113ZM116 109H117V107H116ZM145 109H146V107H145ZM164 109H165V108H164ZM184 109H185V108H184ZM21 110H22V109H21ZM23 110H24V109H23ZM37 110H38V109H37ZM37 110H35L34 113H35ZM46 110H47V109H46ZM64 110H65V109H64ZM64 110H62V112H63ZM71 110H72V108H71ZM71 110H70V111H71ZM83 110H84V109H83ZM89 110H90V109H89ZM92 110H94V109H92ZM103 110H104V109H103ZM117 110H118V109H117ZM134 110H135V109H134ZM134 110H133V112H134ZM141 110H142V109H141ZM157 110H158V109H157ZM182 110H183V109H182ZM212 110H213V109H212ZM5 111H6V110H5ZM86 111H87V110H86ZM97 111H98V110H97ZM97 111H96V112H97ZM109 111H110V110H109ZM127 111H128V109H127ZM135 111H136V110H135ZM138 111H139V110H138ZM161 111H162V110H161ZM23 112H24V111H23ZM44 112H45V111H44ZM46 112H47V111H46ZM62 112H60V113L62 114ZM67 112H68V111H67ZM87 112H88V111H87ZM99 112L101 113V111H99ZM125 112H126V111H125ZM142 112H143V111H142ZM142 112H141V113H142ZM159 112H160V111H159ZM183 112H184V110H183ZM40 113H41V112H40ZM63 113H64V112H63ZM71 113L73 114V112H71ZM88 113H89V112H88ZM88 113H87V114H88ZM111 113H112V112H111ZM116 113H119V112H116ZM116 113H115V114H116ZM127 113H130V112H127ZM141 113H140V115H141ZM20 114H22V113H19V115H20ZM72 114H70V115H72ZM75 114H76V113H75ZM101 114H103V112H102ZM104 114H105V110H104ZM136 114H137V113H136ZM136 114H135V115H136ZM17 115H18V114H17ZM47 115H48V114H47ZM47 115H46V116H47ZM57 115H58V114H57ZM66 115H67V113H66ZM112 115H113V113H112ZM118 115H121V113L118 114ZM128 115H129V114H128ZM173 115H174V114H173ZM11 116H12V115H11ZM21 116H23V115H21ZM36 116H37V115H36ZM38 116L41 117V115H39V114H38ZM53 116H54V115H53ZM67 116H69V115H67ZM73 116H74V114H73ZM109 116H110V113H109L108 117H109ZM113 116H114V118H115V115H113ZM113 116H112V117H113ZM136 116H137V115H136ZM9 117H10V116H9ZM16 117H17V116H16ZM29 117H30V116H29ZM29 117H28V119H29ZM42 117H43V116H42ZM47 117L50 118L49 116H47ZM47 117H46V118H47ZM54 117H55V116H54ZM57 117H58V116H57ZM74 117H75V116H74ZM104 117H105V116H104ZM108 117H107V118H108ZM141 117H142V116H141ZM152 117H153V116H152ZM10 118H11V117H10ZM14 118H15V117H14ZM22 118H23V117H22ZM33 118H34V117H32V119H33ZM46 118H45V120H46ZM52 118H53V117H52ZM65 118H66V117H65ZM94 118H95V116H94ZM98 118H99V117H98ZM100 118H101V117H100ZM107 118H106V119H107ZM118 118H119V117H118ZM143 118H144V117H143ZM8 119H9V118H8ZM12 119H13V117L11 118V120H12ZM26 119H27V118H26ZM28 119L26 120L27 122H28ZM42 119H43V118H42ZM42 119H40V120L38 119V120H39L38 123H40V121H41ZM50 119H51V118H50ZM70 119H71V118H70ZM77 119H78V118H77ZM77 119H75V121H76ZM106 119H104V120H106ZM126 119H127V117H126ZM130 119H131V118H130ZM134 119H135V118H133V120H134ZM139 119H140V116H139ZM45 120H43V122H44ZM108 120H109V119H107V121H108ZM136 120H138V117H137ZM174 120H175V119H174ZM9 121H10V120H9ZM20 121H21V120H20ZM109 121H110V123H111V120H109ZM124 121H126V120H124ZM138 121L140 122L141 119L138 120ZM145 121H148V119L145 120ZM145 121H144V122H145ZM152 121H153V120H152ZM161 121H162V120H161ZM170 121H171V120H170ZM200 121H201V120H200ZM5 122H6V121H5ZM7 122H8V120H7ZM21 122H22V121H21ZM32 122H33V121H32ZM34 122H35V121H34ZM34 122H33V123H34ZM43 122H41V123L43 124ZM61 122H62V121H61ZM105 122H106V121H105ZM128 122H129V121H128ZM128 122H127V123H128ZM131 122H132V121H131ZM139 122H137V124H138ZM141 122H142V121H141ZM155 122H156V120H155ZM173 122H174V121H173ZM68 123H69V122H68ZM98 123H100V122H98ZM112 123H113V121H112ZM127 123L124 122V124H127ZM133 123L135 124V122H133ZM133 123H132V125H133ZM142 123H143V122H142ZM158 123H161V122H158ZM162 123H163V122H162ZM174 123H175V122H174ZM9 124H11V123H9ZM20 124H21V123H20ZM20 124H19V125H20ZM23 124H24V123H23ZM23 124H22V125H23ZM35 124H36V122H35ZM42 124H40V125H42ZM54 124H55V123H54ZM56 124H57V123H56ZM65 124H66V123H65ZM72 124H74V122H72ZM76 124H77V122H76ZM100 124H101V123H100ZM102 124H103V123H102ZM104 124H105V123H104ZM104 124H103V125H104ZM120 124H121V123H120ZM128 124H130V123H128ZM137 124H136V125H137ZM140 124H141V123H140ZM149 124H150V123H148V125H149ZM171 124H172V123H171ZM203 124H204V123H203ZM2 125H3V124H2ZM15 125H16V124H15ZM22 125H21V126H22ZM51 125H52V123H51ZM51 125H50V126H51ZM58 125H59V124H58ZM61 125H62V124H61ZM136 125H134V126H136ZM138 125H139V124H138ZM175 125H176V124H175ZM33 126H34V125H32L31 127H33ZM36 126H37V125L34 126V129H35ZM50 126H49V127H50ZM64 126H65V125H64ZM70 126H71V125H70ZM76 126H77V125H76ZM122 126H123V125H122ZM126 126H127V125H126ZM129 126H130V125H129ZM141 126H142V125H141ZM150 126H151V125H150ZM169 126H170V124H169ZM27 127H28V126H26V128H27ZM31 127H30V128H31ZM41 127H43V126H41ZM59 127H61V126H59ZM77 127H78V126H77ZM112 127H114V126H112ZM142 127H143V126H142ZM173 127H174V126H173ZM47 128H48V127H47ZM54 128H55V127H54ZM74 128H76V127L74 126L73 129H74ZM110 128H111V127H110ZM128 128H129V127H128ZM143 128H144V127H143ZM156 128H157V127H156ZM205 128H206V127H205ZM219 128H220V127H219ZM16 129H17V128H16ZM38 129H39V126H38ZM73 129H72V130H73ZM80 129H81V128H80ZM94 129H95V128H94ZM99 129H100V128H99ZM111 129H112V130H113V129L115 130L116 128H111ZM124 129H125V127H124ZM138 129H140V126L138 127ZM144 129H145V128H144ZM158 129H159V128H158ZM171 129H173V128H171ZM203 129H204V128H203ZM217 129H218V128H217ZM0 130H2V128H1ZM17 130H18V129H17ZM64 130H65V129H64ZM95 130L97 131V129H95ZM102 130H104V128H103ZM114 130H113V131H114ZM119 130H122V129H119ZM127 130H128V129H127ZM174 130H176V129H174ZM26 131H27V130H26ZM46 131H47V130H46ZM46 131H45V132H46ZM67 131H68V130H67ZM74 131L77 132L76 129H75ZM115 131H117V130H115ZM123 131H124V130H123ZM128 131H129V130H128ZM151 131H152V130H151ZM151 131H149V132H151ZM153 131H154V130H153ZM160 131H161V128H160ZM162 131H163V129H162ZM171 131H172V130H171ZM6 132H7V131H6ZM8 132H9V131H8ZM32 132H33V131H32ZM49 132H50V131H49ZM82 132H84V131L82 130ZM97 132H98V131H97ZM97 132H96V133H97ZM104 132H105V130H104ZM107 132H109V131L107 130ZM107 132H106V133H107ZM52 133H53V132H52ZM85 133H86V130H85ZM111 133H112V132H111ZM111 133H110V134H111ZM9 134H10V133H9ZM27 134H28V133H27ZM30 134L32 135V133H30ZM30 134H28V135H30ZM40 134H42V133H40ZM53 134H54V133H53ZM69 134H70V133H69ZM73 134H74V132H73ZM87 134H89V133H87ZM87 134H86V135H87ZM108 134H109V133H108ZM117 134H119V133H117ZM117 134H116V135H117ZM127 134H128V133H127ZM135 134H136V133H135ZM140 134H141V133H140ZM140 134H139V135H140ZM147 134H149V133H147ZM28 135H27V136H28ZM35 135H37V134H35ZM61 135H63V134H61ZM104 135H105V134H104ZM111 135H112V134H111ZM137 135H138V134H137ZM137 135H136V136H137ZM139 135H138V136H139ZM143 135H144V134H143ZM171 135H174V134H171ZM176 135H177V134H176ZM182 135H183V134H182ZM32 136H33V135H32ZM32 136H30V137H32ZM41 136H44V135H41ZM41 136L39 137V136L37 135V137H38L37 139L41 138ZM63 136H64V135H63ZM91 136H92V135H91ZM34 137H36V136H34ZM45 137H46V136H45ZM76 137H77V136H76V134H75V138H76ZM94 137H95V136H94ZM105 137H106V135H105ZM105 137H103V138H105ZM109 137H110V136H109ZM116 137H117V136H116ZM116 137H115V138H116ZM118 137H119V135H118ZM120 137H121V136H120ZM143 137H145V136H143ZM178 137H179V136H178ZM183 137H184V136H183ZM194 137H195V136H194ZM1 138H2V137H1ZM32 138H33V137H32ZM32 138H31V139H32ZM48 138H50V135H49ZM72 138H74V137L72 136ZM106 138H107V137H106ZM134 138H135V137H134ZM137 138L140 139V137H137ZM10 139H11V138H10ZM31 139H30V140H31ZM35 139H36V138H34V140H35ZM53 139H54V138H53ZM57 139H58V138H57ZM66 139H67V138H66ZM112 139H113V136H112ZM112 139H111V137H110V138H109V141L111 140V142H112V141H113ZM116 139H118V138H116ZM121 139H122V138H121ZM121 139H119V140H121ZM141 139H142V138H141ZM30 140H29V141H30ZM58 140H59V139H58ZM67 140H68V139H67ZM87 140H88V138H87ZM99 140H100V139H99ZM161 140H162V139H161ZM1 141H2V140H1ZM63 141H64V139H63ZM75 141H76V140H75ZM101 141H102V139H101ZM122 141H123V140H122ZM122 141H121V142H122ZM183 141H184V139H183ZM219 141H220V140H219ZM52 142L54 143L55 141H52ZM76 142H78V141H76ZM76 142H74V143H76ZM90 142H91V141H90ZM102 142H103V141H102ZM107 142H108V141H107ZM118 142H119V141H118ZM124 142H125V140H124ZM126 142H127V141H126ZM126 142H125V143H126ZM158 142H160V141H158ZM190 142H191V141H190ZM0 143H1V142H0ZM23 143H24V142H23ZM38 143H39V142H38ZM38 143H37V144H38ZM71 143H72V142H71ZM104 143H105V142H104ZM140 143H141V142H140ZM41 144H42V143H41ZM41 144H40V145H41ZM48 144L50 145V142H49V141H48ZM55 144H56V142H55ZM77 144H78V143H77ZM80 144H81V142H80ZM89 144H90V143H89ZM105 144H106V143H105ZM112 144H113V143H112ZM114 144L117 146L116 143H114ZM114 144H113V145H114ZM160 144H162V143L160 142ZM164 144H165V143H164ZM220 144H221V143H220ZM32 145H33V142H32ZM45 145H47V144H45ZM56 145H57V144H56ZM82 145H83V144H82ZM86 145H87V144H86ZM113 145H112V146H113ZM168 145H169V144H168ZM21 146H22V144H21ZM29 146H30V145H29ZM53 146H55V145H53ZM53 146H52V147H53ZM57 146H58V145H57ZM107 146H108V145H106V147H107ZM116 146H114V148H115ZM125 146H126V145H125ZM125 146H124V147H125ZM5 147H6V146H5ZM70 147H71V146H70ZM70 147H69V148H70ZM93 147H94V146H93ZM97 147H98V146H97ZM100 147H101V146H100ZM108 147H109V146H108ZM110 147H111V146H110ZM127 147H128V146H127ZM166 147H167V146H166ZM168 147H169V146H168ZM181 147H182V146H181ZM1 148H2V147H1ZM24 148H25V147H24ZM53 148H54V147H53ZM56 148H58V147H56ZM56 148H54L53 150H55ZM74 148H75V147H74ZM84 148L87 149L86 146H85ZM84 148H82V153L84 152V151H83ZM95 148H96V147H95ZM98 148H99V147H98ZM104 148H105V147H104ZM114 148H113V150H114ZM173 148H174V147H173ZM173 148H172V149H173ZM223 148H224V147H223ZM42 149H44V146H43ZM49 149H50V148H49ZM123 149H124V148H123ZM169 149H170V148H169ZM191 149H192V148H191ZM27 150H28V149H27ZM79 150H80V149H79ZM94 150H95V149H94ZM101 150H103V149H101ZM104 150H107V148H105ZM108 150H109V149H108ZM111 150H112V149H111ZM111 150H109V151H111ZM199 150H200V149H199ZM228 150H229V149H228ZM14 151H15V150H14ZM32 151H34V150H32ZM32 151L29 150V152H32ZM45 151H46V149H45ZM45 151H43V153H44ZM47 151H48V150H47ZM65 151H66V150H64V152H65ZM70 151H71V150H70ZM85 151H86V150H85ZM88 151H89V150H87L86 152H88ZM98 151H99V150H98ZM98 151H97V153H98ZM116 151H117V150H116ZM116 151H113V152H115L116 155H118V156L120 157V159H121V156H122L123 154L120 153V155H119V154H117ZM160 151H161V150H160ZM176 151H177V150H176ZM191 151H192V150H191ZM194 151H195V150H194ZM15 152H16V151H15ZM19 152H20V151H19ZM21 152H22V151H21ZM37 152H38V151H37ZM66 152H67V151H66ZM66 152H65V154H67ZM68 152H69V151H68ZM76 152H77V151H76ZM79 152H80V151H79ZM90 152L92 153L91 150H90ZM120 152H121V151H120ZM149 152H150V151H149ZM171 152H172V151H171ZM181 152H182V151H181ZM24 153H28V152H24ZM40 153H42V152H40ZM40 153H39V154H40ZM77 153H78V152H77ZM82 153H78V154H79V155H80V154L82 155ZM100 153H101V152H100ZM100 153H98V155H97L98 157H99V154H100ZM115 153H114V154H115ZM144 153H145V152H144ZM54 154H55V153H54ZM60 154H61V153H60ZM78 154H77V155H78ZM84 154H86V153H84ZM102 154H103V153H102ZM147 154H148V153H147ZM164 154L166 155V153H164ZM169 154H170V153H169ZM193 154H194V153H193ZM0 155H1V154H0ZM28 155H29V153H28ZM33 155H34V154H33ZM33 155H32V156H33ZM35 155H36V153H35ZM61 155H62V154H61ZM73 155H74V154H73ZM81 155H80V156H81ZM86 155H88V154H86ZM109 155H110V154H109ZM126 155H128V154L126 153ZM149 155H150V154H149ZM188 155H189V154H188ZM190 155H191V154H190ZM8 156H10V155H8ZM11 156H12V154H11ZM25 156H26V155H25ZM32 156H31V158H32ZM51 156H52V155H51ZM95 156H96V155H95ZM101 156H103V155H101ZM110 156H112V155H110ZM123 156H124V155H123ZM141 156H142V155H141ZM160 156H161V155H160ZM166 156H167V155H166ZM168 156L170 157V155H168ZM174 156H175V155H174ZM4 157H5V156H4ZM19 157H20V156H19ZM45 157H46V156H45ZM81 157H82V156H81ZM114 157H115V156H114ZM116 157H117V156H116ZM127 157H128V156H127ZM130 157H131V156H130ZM143 157H144V156H143ZM158 157H159V156H158ZM48 158L50 159L51 157L49 156ZM48 158H47V159H48ZM58 158H59V157H58ZM69 158H70V157H69ZM75 158H76V156L74 157V159H75ZM77 158H79V156H77ZM103 158H105V157H103ZM124 158H125V157H124ZM124 158H122V160H124ZM174 158H175V157H174ZM176 158H178V156H177ZM230 158H231V157H230ZM3 159H4V158H3ZM7 159H8V158H7ZM22 159H23V158H22ZM27 159H28V158H27ZM60 159H61V158H60ZM65 159H66V158H65ZM70 159H71V158H70ZM70 159H68V160H70ZM83 159H84V158H83ZM83 159H82V160H83ZM88 159H89V158H88ZM95 159H96V158H95ZM95 159H94V161H95ZM98 159H100V158H98ZM106 159H107V158H106ZM132 159L135 160V158H131V160H132ZM168 159H169V158H168ZM182 159H183V158H182ZM25 160H26V158H25ZM35 160H36V159H35ZM43 160H44V159H43ZM61 160H63V159H61ZM61 160H60V161H61ZM76 160H78V159H76ZM85 160H86V159H85ZM118 160H119V159H118ZM178 160H179V159H178ZM13 161H14V160H13ZM63 161H64V160H63ZM70 161H71V160H70ZM70 161H69V162H70ZM103 161L105 162V159H103ZM124 161H125V160H124ZM128 161H130V159H129ZM167 161H168V160H167ZM170 161H171V160H170ZM186 161H187V160H186ZM24 162H25V164H28L29 161H27V162L24 161ZM30 162H31V161H30ZM33 162H34V161H33ZM45 162L47 163V161H45ZM67 162H68V161H67ZM76 162H77V161H75V163H76ZM91 162H92V161H91ZM100 162H102V161H100ZM104 162H102V163L104 164ZM107 162H108V159H107ZM107 162H105V164H106ZM171 162H172V161H171ZM176 162H177V161H176ZM70 163H71V162H70ZM85 163H86V162H85ZM93 163H94V162H93ZM109 163H110V158H109ZM113 163H114V162H112V163H110V164L113 165ZM120 163H124V162L121 161ZM120 163H118V164H120ZM131 163H133V161H131ZM131 163H130V164H131ZM183 163H184V162H183ZM183 163H182V164H183ZM14 164H16V163H14ZM72 164H73V163H72ZM105 164L103 165L104 167H105ZM110 164H107V165H109V167H110ZM124 164H126V162H125ZM124 164L122 165L123 167L125 166ZM18 165H19V164H18ZM81 165H82V163H81ZM81 165H79V166H77V167H81ZM170 165H171V164H170ZM179 165H180V164H179ZM12 166H14V165H12ZM64 166H65V165H64ZM71 166H74V164L71 165ZM85 166H86V164H85ZM93 166H96V164L93 165ZM103 166H102V167H103ZM120 166H121V165H120ZM131 166H134V165H131ZM165 166H166V165H165ZM175 166H176V165H175ZM185 166H186V165H185ZM58 167H59V166H58ZM66 167H67V166H66ZM77 167H76V169H77ZM99 167H101L100 164H99ZM104 167H103V168H104ZM109 167H107V168H109ZM136 167H137V166H136ZM136 167H135V168H136ZM171 167H172V166H171ZM177 167H178V166H176L175 168H177ZM13 168H14V167H13ZM38 168H39V167H38ZM40 168H41V167H40ZM50 168H51V167H50ZM52 168H53V167H52ZM60 168H62V166H61ZM67 168H68V167H67ZM86 168H87V167H86ZM103 168L100 169V170L103 171V170H104ZM111 168H114V165H113V167H111ZM111 168H110V170H111ZM127 168H128V169H126V170L129 171V167H128V166H127ZM138 168H139V167H138ZM141 168H143V167H141ZM141 168L138 170V172L141 170ZM172 168H173V167H172ZM180 168H181V167H180ZM183 168H184V167H183ZM195 168H196V167H195ZM35 169H36V168H35ZM58 169H59V168H58ZM58 169H57V171H58ZM90 169H91V167H90ZM96 169H97V168H96ZM114 169H115V168H114ZM114 169H113V170H114ZM118 169H119V168H118ZM123 169H124V168H123ZM136 169H137V168H136ZM144 169H145V168H144ZM144 169H143V170H144ZM25 170H26V169H25ZM30 170H32V168H31ZM54 170H55V169H54ZM67 170H68V169H67ZM94 170H95V168H94ZM94 170H93V172H94ZM98 170H99V169H98ZM130 170H131V169H130ZM134 170H135V169H134ZM134 170H133V171L131 170L129 173L134 172ZM143 170H142V171H143ZM171 170H172V169H171ZM184 170H185V169H184ZM19 171H20V170H19ZM19 171H18V172H19ZM36 171H37V170H36ZM61 171H63V172H61ZM61 171H60L61 173H64V172H65L64 170H61ZM70 171H71V169H70ZM86 171L88 172V170H86ZM91 171H92V170H91ZM107 171H108V172H107ZM176 171H177V170H176ZM191 171H192V170H191ZM196 171H197V170H196ZM24 172H25V171H24ZM32 172H33V171H32ZM80 172H81V171H80ZM87 172H86V173H87ZM95 172H96V171H95ZM124 172H127V171H124ZM136 172H137V171H136ZM140 172H141V171H140ZM140 172H139V173H140ZM144 172H146V171L144 170ZM144 172H143V173H144ZM197 172H198V171H197ZM26 173H27V172H26ZM26 173H25V174H26ZM37 173H38V172H37ZM61 173H60V175H61ZM69 173H70V172H69ZM72 173H74V172H72ZM78 173H79V172H78ZM107 173H110L108 169L106 170V173H104V174L106 175ZM121 173H122V172H121ZM149 173H150V172H149ZM169 173L172 174V173H174V172H169ZM181 173H182V172H181ZM188 173H190V172H188ZM195 173H196V172H195ZM198 173H199V172H198ZM19 174H21V172H19ZM23 174H24V173H23ZM25 174H24V175H25ZM54 174H55V173H54ZM66 174H67V173H66ZM82 174H83V173H82ZM96 174H97V173H95V175H96ZM99 174H100V173H99ZM111 174H112V173H111ZM115 174H116V173H115ZM115 174H114V175H115ZM125 174H127V176H128V175H129V176L133 175V174H128V172L125 173ZM144 174H145V173H144ZM150 174H151V173H150ZM175 174H176V173H175ZM14 175H15V174H14ZM26 175H27V174H26ZM34 175H35V174H33V175H31V176L33 177ZM41 175H42V174H41ZM43 175H45V174H43ZM60 175H59V176H60ZM64 175H65V173H64ZM70 175H71V174H70ZM70 175H69V176H70ZM83 175H84L83 177H86V174H83ZM92 175H93V174H92ZM105 175H103V177H105ZM108 175H110V174H108ZM108 175H106V177H107ZM122 175H124V174H122ZM139 175H140V174H139ZM192 175H193V173H192ZM22 176H23V175H21L20 177H22ZM38 176H39V175H38ZM46 176H47V175H46ZM50 176H51V174H50ZM50 176H49V177H50ZM75 176H76V175H75ZM100 176H101V175H100ZM117 176H118V174H117ZM119 176L121 177V175H119ZM129 176H128V177H129ZM133 176H134V175H133ZM137 176H138V174H137ZM142 176H143V174H142ZM173 176H175V175H173ZM16 177H17V176H16ZM20 177H18V178H20ZM23 177H24V176H23ZM23 177H22V178H23ZM26 177H27V176H26ZM64 177H65V176H64ZM88 177H89V176H88ZM92 177H93V176H92ZM110 177H113V176L110 175ZM124 177H125V176H124ZM158 177H159V176H158ZM198 177H199V176H198ZM30 178H31V177H30ZM30 178H29V179H30ZM33 178H34V177H33ZM38 178H39V177H38ZM42 178H43V176H42ZM44 178H45V177H44ZM53 178H54V177H53ZM107 178H108V177H107ZM133 178H134V177H133ZM133 178H132V180H133ZM135 178L137 179V177H135ZM81 179H82V178H81ZM83 179L85 180L86 178H83ZM123 179H124V178H123ZM123 179H122V181H123ZM136 179H135L134 181H136ZM141 179H142V178H141ZM143 179H145V178H143ZM159 179H160V178H159ZM177 179H178V178H177ZM186 179H187V178H186ZM15 180H16V179H15ZM19 180H20V179H19ZM40 180L43 181V179H39V180H36V181H40ZM47 180H48V179H46V182H47ZM62 180H63V179H62ZM62 180H60V182H62ZM73 180H74V179H73ZM84 180H83V181H84ZM128 180H129V178H128ZM132 180H130V181H132ZM146 180H147V179H146ZM168 180H169V179H168ZM196 180H197V179H196ZM199 180H200V179H199ZM17 181H18V179H17ZM86 181H87V179H86ZM100 181H101V180H100ZM108 181H109V180H108ZM112 181L114 182V180H112ZM125 181H126V180H125ZM147 181H148V180H147ZM149 181H150V179H149ZM169 181H170V180H169ZM186 181H187V180H185V182H186ZM13 182H14V181H13ZM27 182H28V180H27ZM53 182H55L54 179H53ZM74 182H75V181H74ZM77 182H78V181H77ZM77 182H76V184L79 183V182H78V183H77ZM89 182H90V180H89ZM89 182H87V183L89 184ZM109 182H110V181H109ZM113 182L111 183L112 185L115 183V182H114V183H113ZM123 182H124V181H123ZM136 182H137V181H136ZM152 182H153V181H152ZM161 182H162V181H161ZM185 182H184V183H185ZM193 182H194V181H193ZM10 183H11V182H10ZM34 183H35V181H34ZM43 183H44V182H43ZM49 183H50V182H49ZM57 183H58V182H57ZM91 183H92V182H91ZM93 183H94V182H93ZM118 183H119V182H118ZM128 183H129V181H128ZM134 183H135V182H134ZM147 183H148V182H147ZM156 183H157V181H156ZM0 184H1V183H0ZM32 184H33V182H32ZM35 184H37V183H35ZM47 184H48V182H47ZM58 184H59V183H58ZM66 184L68 185V183H66ZM76 184H75V186H76ZM104 184H105V183H104ZM106 184H107V183H106ZM111 184H110V185H111ZM120 184H121V182H120ZM122 184H124V183H122ZM126 184H127V183H126ZM126 184H125V185H126ZM135 184H136V183H135ZM159 184H160V183H159ZM33 185H34V184H33ZM33 185H32V186H33ZM37 185H39V184H37ZM37 185H36V186H37ZM54 185H55V184H54ZM63 185H64V183H63ZM90 185H91V184H90ZM94 185H95V184H94ZM115 185H116V184H115ZM115 185H113V186H115ZM125 185H124V186H125ZM129 185H130V184H129ZM129 185H127V186H129ZM147 185H148V184H147ZM176 185H177V183H176ZM180 185H181V184H180ZM0 186H1V185H0ZM4 186H7V185H4ZM29 186H30V185H29ZM43 186H44V185H43ZM51 186H52V185H51ZM65 186H66V185H65ZM65 186H64V187H65ZM75 186H73V187H75ZM84 186H85V185H84ZM136 186H137V185H136ZM136 186H133V184H132V187H136ZM161 186H162V185H161ZM8 187H9V186H8ZM38 187H41V186H38ZM57 187H58V186H57ZM62 187H63V186H62ZM70 187H71V186H70ZM77 187H78V186H77ZM79 187H80V186H79ZM82 187H83V186H82ZM91 187H92V186H91ZM115 187H116V186H115ZM148 187L150 188L149 185H148ZM183 187H184V186H183ZM24 188H25V187H24ZM47 188H48V186H47ZM55 188H56V185H55ZM87 188H88V187H87ZM121 188H122V187H121ZM124 188H125V187H124ZM126 188H127V187H126ZM126 188H125V190H126ZM149 188H148V189H149ZM154 188H155V186H154ZM165 188H166V187H165ZM193 188H194V187H193ZM21 189H22V188H21ZM21 189H20V190H21ZM37 189H38V188H37ZM43 189H45V188L43 187ZM61 189H62V188H61ZM73 189H74V188H73ZM92 189H93V188H92ZM103 189H104V188H103ZM110 189H111V188H110ZM112 189H114V187H112ZM162 189H163V188H162ZM39 190H40V189H39ZM41 190H42V188H41ZM41 190H40V191H41ZM48 190H49V189H47L46 191H48ZM50 190H51V189H50ZM78 190H79V189H78ZM81 190H82V189H81ZM101 190H102V188H101ZM133 190H134V189H132V194L134 193ZM163 190H164V189H163ZM173 190H174V188H173ZM22 191H23V190H22ZM46 191H45V192H46ZM54 191H56V190L54 189ZM58 191H59V189L57 190L56 193H59ZM61 191H62V190H61ZM63 191H64V189H63ZM63 191H62V192H63ZM68 191H69V190H68ZM111 191H112V190H111ZM111 191H110V192H111ZM115 191H118V190H115ZM122 191H123V190H122ZM122 191H121V192H122ZM31 192H32V191H31ZM45 192H43V193H45ZM51 192H52V191H51ZM51 192H50V193H51ZM62 192H61V193H62ZM69 192H70V191H69ZM69 192H68V193H69ZM75 192H76V191H75ZM96 192L98 193L99 191L97 190ZM110 192H108V193H110ZM128 192H129V190H128ZM148 192H149V191H148ZM156 192H157V191H156ZM7 193H8V192H7ZM32 193H33V192H32ZM35 193H36V192H35ZM35 193H34V194H35ZM48 193H49V192H48ZM48 193H47V196H48ZM54 193H55V192H54ZM66 193H67V192H66ZM76 193H77V192H76ZM85 193H87V192L85 191ZM136 193H137V192H136ZM146 193H147V192H146ZM149 193H150V192H149ZM170 193H171V192H170ZM23 194H24V193H23ZM29 194H31V193H29ZM29 194H28V195H29ZM34 194H33V195H34ZM40 194H41V193H40ZM63 194H64V192H63ZM70 194L72 195V193H70ZM83 194H84V193H83ZM83 194H81V195H83ZM117 194H118V192H117ZM121 194H122V193H121ZM124 194H125V191H124ZM124 194H123V195H124ZM128 194H129V193H128ZM128 194H127V195H128ZM210 194H211V193H210ZM18 195H20V194H18ZM35 195H36V194H35ZM38 195H39V192H38ZM41 195H42V194H41ZM44 195H45V194H44ZM50 195H51V194H50ZM76 195H77V194H76ZM87 195H88V193H87ZM87 195H86V196H87ZM110 195H111V193H110ZM112 195H113V193H112ZM115 195H116V194H115ZM147 195H148V194H147ZM1 196H2V195H1ZM9 196H10V195H9ZM9 196L6 197V198H9ZM12 196H14V195H12ZM12 196H11V197H12ZM20 196H21V195H20ZM51 196H52V195H51ZM51 196H50V197H51ZM62 196H63V195H62ZM116 196H117V195H116ZM129 196H130V195H129ZM129 196H128V199H126L127 196L125 195V201H126V200H130V201H131L132 198L129 197ZM132 196H133V195H132ZM136 196H138V194H137ZM136 196H135V197H136ZM179 196H180V195H179ZM2 197H3V196H2ZM26 197H27V196H26ZM31 197H32V196H31ZM35 197H36V196H33L32 199H34ZM39 197H40V196H39ZM41 197H42V196H41ZM41 197H40V198H41ZM67 197H69V196H67ZM70 197H71V196H70ZM88 197H89V195H88ZM92 197H94V196H92ZM96 197H97V198H100V197H98L97 195H96ZM96 197H95V198H96ZM113 197H114V196H113ZM118 197H120V196H118ZM144 197H145V196H144ZM147 197H148V196H147ZM152 197H153V196H151V198H152ZM36 198H37V197H36ZM40 198H38L37 200L39 201ZM43 198H44V196H43ZM54 198H55V197L53 196V198H51V199H54ZM86 198H87V197H86ZM95 198H94V199H95ZM105 198H106V197H105ZM111 198H112V196H111ZM129 198H131V199H129ZM137 198L140 199V197H137ZM173 198H174V197H173ZM173 198H172L171 200H173ZM58 199H59V197H58ZM61 199H63V197H61ZM67 199H68V198H67ZM67 199H66V201H67ZM80 199H81V197L79 198V200H80ZM103 199H104V198H103ZM112 199H113V198H112ZM115 199H116V197H115ZM120 199H121V198H120ZM134 199H135V198L133 197L132 200H134ZM144 199H145V198H144ZM144 199H142V200H144ZM167 199H168V198H167ZM46 200H47V199H46ZM49 200H50V199H49ZM87 200H88V199H86V201H87ZM137 200H138V199H137ZM153 200H154V198H153ZM178 200H179V199H178ZM186 200H187V199H186ZM43 201H44V200H43ZM56 201H57V200H56ZM61 201H62V200H61ZM64 201H65V200H63L62 202H64ZM66 201H65V202H66ZM86 201H85V202H86ZM91 201H92V200H91ZM96 201H98V200H96ZM103 201H104V200H103ZM116 201H117V200H116ZM118 201H120V200H118ZM123 201H124V200H123ZM134 201H136V200H134ZM140 201H141V200H140ZM174 201H175V200H174ZM191 201H192V200H191ZM30 202H31V201H30ZM33 202H34V201H33ZM39 202H40V201H39ZM46 202H47V201H46ZM46 202H45V203H46ZM49 202H50V201H49ZM85 202H84V203H85ZM99 202H100V201H99ZM104 202H105V201H104ZM137 202H138V201H136V203H137ZM50 203H51V202H50ZM50 203H49V204H50ZM59 203H60V202H59ZM69 203H70V202H68L67 204H69ZM88 203H89V202H88ZM92 203H93V202H92ZM102 203H103V202H102ZM112 203H113V202H112ZM119 203H120V202H119ZM132 203H133V202H132ZM176 203H178V202H176ZM11 204H12V203H11ZM15 204H17V203L15 202ZM25 204H29V203H26V200H25ZM36 204H37V203H36ZM40 204H42V203H40ZM49 204H48V207H49ZM61 204H62V203H61ZM105 204H106V202H105ZM105 204H104V205H105ZM114 204H115V201H114V203H113V206L117 205V204H115V205H114ZM174 204H175V203H174ZM50 205H51V204H50ZM87 205L89 206V204H87ZM94 205L97 206L98 204H93V205H91V206H92V207H95ZM119 205H121V204H119ZM123 205H124V203H123ZM134 205H135V204H134ZM147 205H148V204H147ZM147 205H146V206H147ZM13 206H15V205H13ZM43 206H44V205H43ZM101 206H102V204H101ZM101 206H100V207H101ZM105 206H107V204H106ZM113 206H112L113 209H114L115 207H117V206H115V207H113ZM173 206H174V205H173ZM173 206H172V207H173ZM48 207H46V208H48ZM53 207L55 208V206H53ZM72 207H74V206H72ZM76 207H77V205H76ZM102 207H104V206H102ZM137 207H138V206H137ZM137 207H136V208H137ZM141 207H142V206H141ZM190 207H191V206H190ZM205 207H206V206H205ZM14 208H15V207H14ZM59 208H60V207H59ZM74 208H75V207H74ZM77 208H78V207H77ZM77 208H76V209H77ZM85 208H86V205H85ZM124 208H125V207H124ZM142 208H143V207H142ZM181 208H182V207H181ZM7 209H8V208H7ZM9 209H10V208H9ZM12 209H13V208H12ZM12 209H11V210H12ZM50 209H51V208H50ZM67 209H68V208H67ZM90 209H91V208H90ZM90 209H89V210H90ZM107 209H109V207H107ZM118 209H119V208H118ZM122 209H123V208L121 207V210H122ZM126 209H127V208H126ZM139 209H140V208H139ZM139 209H138V210H139ZM3 210H5V209H3ZM23 210H25V209H23ZM47 210H49V208H48ZM81 210H82V208H81ZM89 210H87V211H89ZM91 210H94V209H91ZM91 210H90V211H91ZM138 210H135V211L138 212ZM149 210H150V208H149ZM153 210H154V209H153ZM176 210H177V209H176ZM182 210H183V209H182ZM82 211H83V210H82ZM174 211H175V210H174ZM174 211H173V212H174ZM194 211H195V210H194ZM208 211H209V210H208ZM22 212H23V211H22ZM58 212H60V211H58ZM95 212H96V211H94V213H95ZM99 212H100V211H99ZM103 212H104V211H103ZM103 212H102V213H103ZM125 212H126V210H125ZM181 212H182V211H181ZM31 213H32V212H31ZM39 213H40V212H39ZM56 213H57V212H56ZM64 213H65V212H64ZM88 213H89V212H88ZM88 213H87V215H88ZM96 213H97V212H96ZM96 213H95L94 215H96L97 217L100 216V215H97L98 213H97V214H96ZM102 213H101V214H102ZM104 213H106V214L108 215V212H107V211L104 212ZM130 213H131V212H130ZM132 213H134V212H132ZM132 213H131V215H132ZM147 213H148V212H147ZM153 213H154V212H153ZM176 213H177V212H176ZM72 214H73V212H72ZM72 214L70 213L71 217H72ZM136 214H137V213H136ZM149 214H150V213H149ZM149 214H147V215L150 216ZM203 214H204V213H203ZM62 215H63V214H62ZM126 215H127V214H125V216H126ZM129 215H130V214H129ZM129 215L126 216V217H129ZM131 215H130V216H131ZM133 215H134V214H133ZM147 215H146V216H147ZM155 215H156V214H155ZM96 216H95V217H96ZM231 216H232V215H231ZM8 217H9V216H8ZM51 217H52V216H51ZM60 217H61V216H60ZM141 217H142V216H141ZM151 217H152V216H151ZM182 217H183V216H182ZM188 217H189V216H188ZM192 217H193V216H192ZM232 217H233V216H232ZM36 218H37V217H36ZM49 218H50V217H49ZM53 218H54V217H53ZM61 218H62V217H61ZM61 218H60V220H61ZM153 218H154V216H153ZM165 218H166V216H165ZM179 218H180V217H179ZM40 219H41V217H40ZM54 219H55V218H54ZM100 219L103 220L102 218H100ZM110 219H111V218H110ZM110 219H109V220H110ZM121 219H122V218H121ZM131 219H132V218H131ZM35 220H37V219H35ZM45 220H46V219H45ZM66 220H67V218H66ZM68 220H69V219H68ZM82 220H83V219H82ZM82 220H81V221H82ZM94 220H95V219H94ZM94 220H93V221H94ZM109 220L106 221V218H104V220H103V222H105V223L108 222V224H107V228H106V230H105V233L108 232V231H107V229H109V228H108V225L111 223V222H110L111 220H110V221H109ZM115 220H116V219H115ZM128 220H129V219H128ZM53 221H54V220H53ZM57 221H58V220H57ZM61 221H62V220H61ZM93 221H92V222H93ZM132 221H133V220H132ZM144 221H145V220H144ZM166 221H167V220H166ZM195 221H196V220H195ZM21 222H22V221H21ZM50 222H51V218H50ZM62 222H63V221H62ZM112 222H113V221H112ZM115 222H117V221H115ZM130 222H131V221H130ZM140 222H141V221H140ZM149 222H151V221H149ZM152 222H153V221H152ZM182 222H183V221H182ZM31 223H32V221H31ZM60 223H61V222H60ZM99 223H100V222H99ZM121 223H122V222H121ZM123 223H124V222H123ZM162 223H163V221H162ZM202 223H203V222H202ZM26 224H27V223H26ZM29 224H30V223H28V225H29ZM32 224H34V223H32ZM32 224H30L29 226L32 227ZM42 224H43V223H42ZM61 224H62V223H61ZM79 224L81 225V223H79ZM79 224H77V226H78ZM100 224H103V227H104V225H105L104 223H100ZM112 224H113V223H112ZM131 224H132V223H131ZM163 224H165V223H163ZM191 224H192V223H191ZM12 225H13V223H12ZM39 225H40V224H39ZM62 225H63V224H62ZM116 225H117V224H116ZM143 225H145V224L142 223V226H141V225H140V226L143 227ZM148 225H152V224L148 223ZM171 225H172V224H171ZM65 226H66V225H65ZM68 226H69V225H68ZM75 226H76V225H75ZM100 226H101V225H100ZM121 226H122V224H121ZM121 226H120V227H121ZM132 226H133V225H132ZM138 226H139V224H138ZM174 226H175V225H174ZM183 226H184V225H183ZM191 226H192V225H191ZM13 227H14V226H13ZM15 227H16V226H15ZM35 227H36V226H35ZM38 227H39V226H38ZM38 227H37V228H38ZM46 227H47V226H46ZM50 227H51V226H50ZM63 227H64V225H63ZM103 227L101 226V228H103ZM105 227H106V226H105ZM112 227H113V226H112ZM112 227H111V228H112ZM128 227H131V226H128ZM128 227H127V231H128ZM134 227H135V226H134ZM134 227H133V228H134ZM147 227H148V226H146V228H147ZM159 227H160V226H159ZM175 227H177V226H175ZM179 227H180V226H179ZM17 228H19V227L17 226ZM66 228H67V227H66ZM73 228H74V227H73ZM73 228H71V229L73 230ZM116 228H117V227H116ZM116 228H115V229H116ZM121 228H122V227H121ZM143 228H145V227H143ZM143 228H139L138 231H139L140 229L143 230ZM157 228H158V227H157ZM168 228H169V227H168ZM168 228H166V229H168ZM182 228H183V227H182ZM187 228H188V227H187ZM202 228H203V227H201V229H202ZM47 229H50V228H47ZM93 229H94V227H93ZM130 229H132V228H130ZM135 229H136V228H135ZM135 229H134V230H135ZM161 229H162V228H161ZM169 229H170V228H169ZM174 229H175V228H174ZM63 230H64V229H63ZM117 230H118V229H117ZM121 230H122V229H121ZM151 230H152V229L150 228V231H151ZM158 230H159V229H156L155 231H158ZM163 230H164V229H163ZM202 230H203V229H202ZM19 231H20V230H18V232H19ZM30 231H31V230H30ZM30 231H29V232H30ZM33 231H35V230H33ZM33 231H32V232H33ZM82 231H83V230H82ZM85 231H86V230H85ZM109 231H110V229H109ZM115 231H116V230H115ZM148 231H149V230H148ZM161 231H162V230H161ZM164 231H165V230H164ZM166 231L168 232V230H166ZM170 231H172V230H170ZM173 231H174V230H173ZM179 231H180V230H179ZM47 232H48V231H47ZM71 232H73V231H71ZM71 232H70L69 234L72 235V237H73L74 234H73V233L71 234ZM124 232H126V231H124ZM135 232H137V231H135ZM140 232H141V231H140ZM175 232H176V231H175ZM175 232H174V233H175ZM181 232H182V231H181ZM12 233H13V232H12ZM34 233H36V232H34ZM43 233H45V231H44ZM87 233H88V232H87ZM97 233H100V235L102 236L101 232H98V231H97ZM97 233H96V234H97ZM110 233H111V232H110ZM115 233H116V232H115ZM115 233H114V234H115ZM130 233H131V232H130ZM133 233H134V232H133ZM156 233H157V232H156ZM158 233H159V232H158ZM161 233H163V231H162ZM169 233H170V232H169ZM3 234H4V233H3ZM51 234H52V233H51ZM118 234H120V233H118ZM131 234H132V233H131ZM131 234H129V236H130ZM199 234H200V233H199ZM24 235H25V233H24ZM34 235H35V234H34ZM34 235H33V237H31L32 239L34 238ZM40 235H41V233H39V237H40ZM61 235H62V234H61ZM81 235H82V234H81ZM98 235H99V234H98ZM100 235H99V236H100ZM110 235H111V234H110ZM110 235H109L108 237H110ZM122 235H123V233H122ZM125 235H126V233H125ZM133 235H134V234H133ZM133 235H132V236H133ZM150 235H151V234H149V236H150ZM152 235H153V234H152ZM169 235H170V234H169ZM176 235H177V234H176ZM182 235H183V234H182ZM222 235H223V234H222ZM3 236H4V235H3ZM28 236H29V234H28ZM103 236H104V235H103ZM123 236H124V235H123ZM123 236H122V237H123ZM126 236H127V235H126ZM144 236H145V235H144ZM155 236H156V235H155ZM162 236H163V235H162ZM171 236H172V234H171ZM185 236H186V235H185ZM219 236H220V235H219ZM22 237H23V236H22ZM55 237H56V236H55ZM97 237H98V236H97ZM108 237H107V238H108ZM119 237H120V236H119ZM133 237H134V236H133ZM136 237H137V236H136ZM136 237H135V238H136ZM145 237H146V236H145ZM147 237H148V236H147ZM179 237H180V236H179ZM201 237H202V236H201ZM28 238H29V237H28ZM48 238H49V236H48ZM48 238H47L46 240H48ZM83 238H85V237H83ZM90 238H91V237H90ZM100 238H102V237H100ZM110 238H111V237H110ZM114 238H116V236H115ZM114 238H113V239H114ZM117 238H118V235H117ZM135 238H134V239H135ZM151 238H152V236H151ZM162 238H164V236H163ZM197 238H198V237H197ZM29 239H30V238H29ZM29 239H28V240H29ZM49 239H50V238H49ZM54 239H56V238H54ZM85 239L88 240L87 238H85ZM97 239H98V238H97ZM103 239H105V241H107V239H106L105 237H104ZM121 239H123V238H121ZM156 239H157V238H156ZM158 239H161V238H158ZM165 239H166V238H165ZM172 239H173V238H172ZM193 239H194V238H193ZM28 240H27V241H28ZM34 240H35V239H34ZM38 240H39V239H38ZM46 240H44V241L46 242ZM57 240H59V239L57 238ZM123 240H125V239H123ZM123 240H122V241H123ZM126 240H127V239H126ZM128 240H129V239H128ZM131 240H132V239H130V242H131ZM152 240H153V239H152ZM162 240H163V239H162ZM162 240H161V241H162ZM177 240H178V239H177ZM182 240H183V239H182ZM27 241H26V242H27ZM30 241H31V240H30ZM36 241H37V239H36ZM40 241H41V240H39V243H41ZM44 241H43V242H44ZM52 241H53V240H51L50 242H52ZM73 241H74V238H73ZM91 241H92V238H91ZM103 241H104V240H103ZM105 241H104V242H105ZM108 241H109V240H108ZM108 241H107V242H108ZM144 241H145V240H144ZM167 241H168V239H167ZM4 242H5V241H4ZM50 242H49V243H50ZM59 242H61V240H59ZM82 242H83V241H82ZM88 242L91 243L90 241H88ZM100 242H102V241H100ZM107 242H105V243H107ZM123 242H126V241H123ZM130 242H129V243H130ZM134 242H135V241H134ZM142 242H143V241H142ZM163 242L165 243V240H164ZM163 242H162V243H163ZM195 242H196V241H195ZM220 242H221V241H220ZM0 243H1V242H0ZM105 243H104V244H105ZM114 243H115V242H114ZM120 243L122 244V242H120ZM145 243H147V242H145ZM159 243H160V242H159V240H158V244H159ZM28 244H29V243H28ZM45 244H46V243H45ZM69 244H70V243H69ZM96 244L99 245L98 243H96ZM116 244H117V243H116ZM153 244H154V243H153ZM155 244H157V243L155 242ZM166 244H167V243H166ZM217 244H218V243H217ZM21 245H22V244H20V246H21ZM56 245H57V244H56ZM77 245H78V244H77ZM82 245H83V244H82ZM92 245H93V244H92ZM101 245H102V244H101ZM107 245H108V243H107ZM110 245H111V244H110ZM122 245H123V244H122ZM127 245H128V244H127ZM173 245H174V244H173ZM176 245H177V244H176ZM181 245H182V244H181ZM15 246H16V245H15ZM20 246H19V247H20ZM37 246H38V245H37ZM52 246H55V243H54V245H52ZM52 246H51V247H52ZM80 246H81V245H80ZM99 246H100V245H99ZM102 246H103V245H102ZM124 246H126V245L124 244ZM131 246H132V245H131ZM153 246H155V245H153ZM157 246H158V245H157ZM214 246H215V245H214ZM21 247H22V246H21ZM26 247H29V246H26ZM44 247H45V246H44ZM100 247H101V246H100ZM120 247H121V248H124V247H122L121 245H120ZM158 247H159V246H158ZM190 247H192V246H190ZM0 248H1V247H0ZM74 248H75V247H74ZM109 248H110V247H109ZM118 248H119V246H118ZM131 248H132V247H131ZM137 248H138V247H136V248H134V249L137 250ZM140 248H142V247H140ZM140 248H139V249H140ZM145 248H146V247H145ZM169 248H170V245H169ZM174 248H175V247H174ZM216 248H217V247H216ZM222 248H223V247H222ZM4 249H5V248H4ZM9 249H10V247H9ZM22 249H23V248H22ZM22 249H21V250H22ZM48 249H50V248L48 247ZM48 249H47V251H48ZM75 249H76V248H75ZM81 249H82V248H81ZM94 249H95V247H94ZM102 249H103V248H102ZM119 249H120V248H119ZM151 249H153V248H151ZM170 249H171V248H170ZM53 250H55V249H53ZM108 250H109V249H108ZM160 250H161V249H160ZM163 250H164V249H163ZM12 251H14V250H12ZM41 251H42V250H41ZM96 251H97V250H96ZM139 251H140V250H139ZM146 251H147V250H146ZM215 251H216V250H215ZM231 251H232V250H231ZM5 252H6V251H5ZM27 252H28V250L26 251V253H27ZM154 252H155V251H154ZM154 252H153V253H154ZM170 252H172V251H170ZM180 252H181V251H180ZM31 253H32V250H31ZM108 253H109V252H108ZM127 253H128V255H131V253H130V254H129V252H127ZM155 253H156V252H155ZM155 253H154V255H155ZM160 253H161V252H160ZM163 253H164V251H163ZM165 253H166V252H165ZM176 253H177V252H176ZM181 253H182V252H181ZM34 254H36V253H34ZM53 254H54V253H53ZM77 254H78V253H77ZM92 254H93V253H92ZM135 254H136V253H135ZM141 254H142V253H141ZM27 255H28V254H27ZM45 255H46V254H45ZM45 255H44V256H45ZM55 255H56V254H55ZM164 255H165V254H164ZM174 255H175V254H174ZM35 256H36V255H35ZM51 256H52V255H51ZM61 256H62V254H61ZM63 256H64V255H63ZM89 256H90V255H89ZM133 256H134V255H133ZM136 256H137V254H136ZM143 256H144V255H143ZM143 256H142V257H143ZM152 257H153V256H152ZM172 257H173V256H172ZM177 257H178V256H177ZM41 258H42V256H41ZM52 258H53V256H52ZM52 258H51V259H52ZM83 258H84V256H83ZM90 258H91V257H90ZM115 258H116V256H115ZM129 258H130V257H129ZM134 258H135V257H134ZM147 258H148V257H147ZM42 259H44V258H42ZM49 259H50V258H49ZM51 259H50V260H51ZM54 259H55V258H54ZM76 259H78V258H76ZM84 259H86V258H84ZM92 259H93V258H92ZM105 259H106V258H105ZM108 259H109V258H107V261H108ZM130 259H131V258H130ZM135 259H136V258H135ZM163 259H164V258H163ZM174 259H175V258H174ZM222 259H223V258H222ZM38 260H39V259H38ZM150 260H151V259H150ZM159 260H161V259H159ZM46 261H47V260H46ZM64 261H65V259H64ZM93 261H94V260H93ZM120 261H121V260H120ZM122 261H123V260H122ZM49 262H50V261H49ZM71 262H72V261H71ZM105 262H106V260H105ZM118 262H119V261H118ZM130 262H131V260H130ZM130 262H128V264H129ZM143 262H144V261H143ZM148 262H150V261H148ZM151 262H152V261H151ZM159 262H160V261H159ZM4 263H5V262H4ZM42 263H43V262H42ZM44 263H45V262H44ZM47 263H48V262H47ZM47 263H46V264H47ZM52 263H53V259H52ZM64 263H66V261H65ZM106 263H108V262H106ZM197 263H198V262H197ZM24 264H25V263H24ZM36 264H38V263H36ZM72 264H73V262H72ZM86 264H88V263H86ZM104 264H105V263H104Z\"/></svg>",
    "mask_w": 264,
    "mask_h": 264
}]
</instances>
